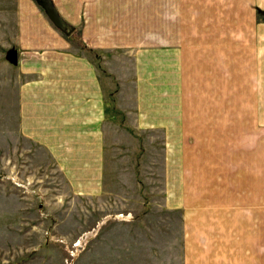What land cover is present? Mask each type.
I'll return each mask as SVG.
<instances>
[{
  "label": "crops",
  "instance_id": "0c3cea01",
  "mask_svg": "<svg viewBox=\"0 0 264 264\" xmlns=\"http://www.w3.org/2000/svg\"><path fill=\"white\" fill-rule=\"evenodd\" d=\"M142 1L62 0V6L53 0L85 47L66 41L36 7L30 6L28 13L21 6L15 42L17 128L33 147L31 164L56 172L61 198L76 210L79 204L103 199L110 160L117 165L115 186L124 187L120 179L137 171L136 153L132 157L129 151L143 140L144 158L154 166L152 157L162 155L163 186L176 189L165 196L166 209L181 208L187 224L190 215L182 205L189 156L183 143L189 139L187 85L194 78L199 107L212 108L214 114L220 91L214 53L220 37L213 36L203 48L213 54L205 64L198 57L200 44L173 40L171 6L159 22L158 35L154 0ZM243 7L238 18L236 4L230 15L227 186L220 174V148L200 142L198 186L205 189L207 182L213 203L216 189H227L228 264H264V0H244ZM207 117L213 125L214 119ZM206 138L204 131L197 132L198 140ZM122 180L141 187L134 179ZM4 214L12 221V201ZM5 229L13 242L18 236L13 223Z\"/></svg>",
  "mask_w": 264,
  "mask_h": 264
},
{
  "label": "rangeland",
  "instance_id": "374dc122",
  "mask_svg": "<svg viewBox=\"0 0 264 264\" xmlns=\"http://www.w3.org/2000/svg\"><path fill=\"white\" fill-rule=\"evenodd\" d=\"M57 1L64 5L62 0ZM243 1L153 2L156 5L157 34L162 32L159 25L162 16L170 14L172 8L173 40L181 41L183 38L186 45L194 47L200 44L202 49L198 57L205 64L213 60V54L210 51L207 55L203 48L209 46L207 42H212L213 36L220 37L214 53L215 66H218L217 84L220 86L214 114L212 108L199 107L198 86L193 83L194 78L187 85L188 100L184 117L188 123L185 124L187 133L184 134L189 139L183 143H186L184 147L189 156L185 166L186 187L182 189V205L187 208L190 218L184 224L181 208L165 207V196L174 193L176 189L163 186V157L160 154L152 157L155 167L150 166V160L143 156V140L129 151L132 157L136 153L137 171L130 172L127 178L122 177L126 181L134 179L141 187H131L122 178L120 184L124 187H116L115 181L119 179L117 165L110 160L105 181L108 189H105L107 192L102 196L104 200L97 198L93 204H79L77 210L61 198L56 172L51 167L39 168L31 164L30 153L33 147L17 128L19 76L17 60L11 56L17 49L15 42L21 30V6L28 8V13H32L30 6L36 7L45 22L55 28L66 41L81 47L85 45L80 42L73 25L70 34L58 29L41 2L0 0V264H228L227 189L217 188L213 203L207 182L205 189L198 186L200 170L196 153L199 142L201 146L204 143L205 148H220V174L222 183L227 186L230 15L232 9L235 11L236 4L239 17V13L244 10ZM51 2L54 5L53 0ZM167 30L170 31V28ZM210 46L213 47L212 44ZM196 58L197 55L194 56ZM207 116H210V120L214 119L213 125L206 122ZM11 130L14 139H10ZM199 131H204L209 139L198 140ZM159 146L158 141V151ZM142 161L146 162L142 164ZM153 181L155 187H150ZM11 201L15 214L12 221H6L4 212ZM176 202L180 204V197ZM213 214H216L215 217ZM9 223H13L18 233L13 242L6 235L5 228Z\"/></svg>",
  "mask_w": 264,
  "mask_h": 264
},
{
  "label": "water",
  "instance_id": "95a60500",
  "mask_svg": "<svg viewBox=\"0 0 264 264\" xmlns=\"http://www.w3.org/2000/svg\"><path fill=\"white\" fill-rule=\"evenodd\" d=\"M43 5H45L47 9L48 16L51 22L61 31H64L66 34H70L73 31V26L69 24L66 20H64L55 6L52 4L50 0H41L40 1ZM11 56L16 59L17 52L13 51Z\"/></svg>",
  "mask_w": 264,
  "mask_h": 264
},
{
  "label": "trees",
  "instance_id": "16d2710c",
  "mask_svg": "<svg viewBox=\"0 0 264 264\" xmlns=\"http://www.w3.org/2000/svg\"><path fill=\"white\" fill-rule=\"evenodd\" d=\"M37 2H40L41 0H36ZM51 1V0H50Z\"/></svg>",
  "mask_w": 264,
  "mask_h": 264
}]
</instances>
